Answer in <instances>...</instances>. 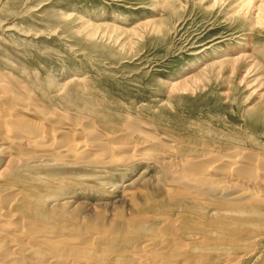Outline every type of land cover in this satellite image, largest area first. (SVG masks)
<instances>
[{
	"label": "rangeland",
	"instance_id": "obj_1",
	"mask_svg": "<svg viewBox=\"0 0 264 264\" xmlns=\"http://www.w3.org/2000/svg\"><path fill=\"white\" fill-rule=\"evenodd\" d=\"M258 1L0 0V72L43 110L97 131L117 135L134 118L193 156L264 153V19L249 10ZM18 154L12 146L1 150L0 169ZM63 167L24 157L4 174L104 220L179 202L150 162ZM247 243L195 264H227L230 257L232 264H264V238Z\"/></svg>",
	"mask_w": 264,
	"mask_h": 264
},
{
	"label": "bare ground",
	"instance_id": "obj_2",
	"mask_svg": "<svg viewBox=\"0 0 264 264\" xmlns=\"http://www.w3.org/2000/svg\"><path fill=\"white\" fill-rule=\"evenodd\" d=\"M258 2L249 10L262 21L264 0ZM8 77L0 72V151L12 146L19 154L0 169V264H195L264 238L263 152L207 150L193 156L173 137L157 135L148 121L134 118L117 135L97 131L73 117L63 119L68 114L43 110ZM24 157L61 164L63 172L150 162L179 202L157 205L155 213L139 207L120 222L104 220L98 212L70 209L67 201H50L25 178L6 177L4 171Z\"/></svg>",
	"mask_w": 264,
	"mask_h": 264
}]
</instances>
